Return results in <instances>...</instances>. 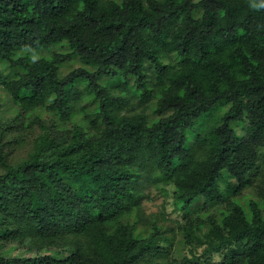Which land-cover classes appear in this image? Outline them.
Listing matches in <instances>:
<instances>
[{"label": "trees", "instance_id": "trees-1", "mask_svg": "<svg viewBox=\"0 0 264 264\" xmlns=\"http://www.w3.org/2000/svg\"><path fill=\"white\" fill-rule=\"evenodd\" d=\"M262 2L0 0V264H264Z\"/></svg>", "mask_w": 264, "mask_h": 264}, {"label": "rangeland", "instance_id": "rangeland-1", "mask_svg": "<svg viewBox=\"0 0 264 264\" xmlns=\"http://www.w3.org/2000/svg\"><path fill=\"white\" fill-rule=\"evenodd\" d=\"M65 73V72H64ZM0 97L2 100L3 109L6 110V115L9 116L13 114L12 111V103L10 99L6 96L5 92L0 91ZM132 107L133 109L138 113L142 110V107L139 105V103L134 100L132 101ZM152 111V108H150L147 111V114H150ZM172 188L167 189V194L164 195L163 193L159 192L157 189H150V193L148 198L144 200L143 208L148 216H158L163 218L169 227L175 228L177 222L181 223L182 216L177 211H174L172 206ZM179 235V233H178ZM178 239H181L179 236ZM192 248V247H191ZM190 247L185 248L182 250L183 254L187 256H191L192 254H195L197 257H199V262L201 264H206L205 260L211 261L213 263L220 262V255L218 253L211 254L210 258H206L202 255L204 246H200V244L195 241L193 245V250ZM62 254H56L55 257L60 256ZM65 257V256H64ZM62 258V257H61Z\"/></svg>", "mask_w": 264, "mask_h": 264}, {"label": "clouds", "instance_id": "clouds-1", "mask_svg": "<svg viewBox=\"0 0 264 264\" xmlns=\"http://www.w3.org/2000/svg\"><path fill=\"white\" fill-rule=\"evenodd\" d=\"M252 7H264V2H262L259 6L252 4ZM33 59H35V57H33Z\"/></svg>", "mask_w": 264, "mask_h": 264}]
</instances>
